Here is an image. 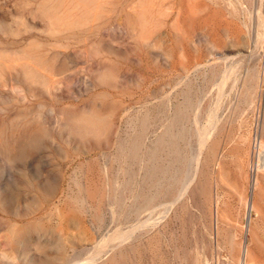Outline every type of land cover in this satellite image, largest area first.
Wrapping results in <instances>:
<instances>
[{
  "label": "rangeland",
  "instance_id": "rangeland-1",
  "mask_svg": "<svg viewBox=\"0 0 264 264\" xmlns=\"http://www.w3.org/2000/svg\"><path fill=\"white\" fill-rule=\"evenodd\" d=\"M264 0H0V264H264Z\"/></svg>",
  "mask_w": 264,
  "mask_h": 264
},
{
  "label": "bare ground",
  "instance_id": "bare-ground-1",
  "mask_svg": "<svg viewBox=\"0 0 264 264\" xmlns=\"http://www.w3.org/2000/svg\"><path fill=\"white\" fill-rule=\"evenodd\" d=\"M264 165V164H263Z\"/></svg>",
  "mask_w": 264,
  "mask_h": 264
}]
</instances>
